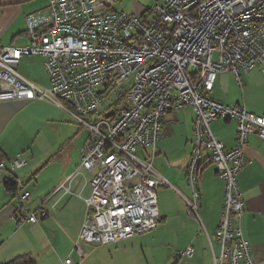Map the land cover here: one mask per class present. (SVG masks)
<instances>
[{"label":"built area","instance_id":"built-area-1","mask_svg":"<svg viewBox=\"0 0 264 264\" xmlns=\"http://www.w3.org/2000/svg\"><path fill=\"white\" fill-rule=\"evenodd\" d=\"M114 2L49 0L27 14L29 44L0 45V101L46 100L89 128L79 166L57 190L83 201L79 237L100 245L157 227L156 190L169 185L153 166L163 115L190 106L192 150L185 177L191 197H183L185 206L197 216L199 174L214 164L223 182L222 215L214 233L203 229L213 264H255L240 227L245 208L236 177L248 134L264 140V114L207 94L220 71L233 72L239 83L240 74L256 66L264 73V0H164L139 16L114 9ZM31 55L43 57L49 86L18 71L21 57ZM217 118L236 121L230 149L211 131ZM26 164L21 153L0 160V178H14ZM82 175L88 176L87 195L71 188ZM15 184L11 219L36 223L38 213L47 212L42 206L30 211L25 181L17 178ZM178 253L191 256L193 249Z\"/></svg>","mask_w":264,"mask_h":264},{"label":"crops","instance_id":"crops-1","mask_svg":"<svg viewBox=\"0 0 264 264\" xmlns=\"http://www.w3.org/2000/svg\"><path fill=\"white\" fill-rule=\"evenodd\" d=\"M48 2L0 0V45H28L25 17L46 7ZM139 8L135 14L140 13ZM39 57L43 62L39 55L22 56L18 71L42 86L24 66L28 63L31 70L41 68ZM240 82L233 72L220 71L207 95L223 104L241 105L256 115L264 114V73L256 66L241 73ZM70 117L46 100L0 101V160H10L19 153L27 160L14 178L7 173L0 178V264L15 258L25 264H213L203 229L214 233L222 215L223 182L215 165H207L199 174L197 216L188 211L181 198L191 197L185 169L192 150L193 109L183 106L163 115L153 166L169 185L157 189V227L107 245L80 239L86 215L83 201L57 190L79 166L82 147L89 136L88 133L85 137L81 125ZM210 128L226 149L234 146L235 120L217 118ZM243 153V165L236 177L245 208L240 227L249 243L251 258L255 264H264V140L249 133ZM8 177L25 181L30 191L26 201L30 211L38 213L42 206L47 212L45 216L38 213L36 223L17 225L11 219L16 200L4 183ZM87 177L82 175L70 182L72 190L81 189L87 195ZM187 246L192 247V255H180L179 250Z\"/></svg>","mask_w":264,"mask_h":264},{"label":"rangeland","instance_id":"rangeland-1","mask_svg":"<svg viewBox=\"0 0 264 264\" xmlns=\"http://www.w3.org/2000/svg\"><path fill=\"white\" fill-rule=\"evenodd\" d=\"M163 1L164 0H115L113 7H114V9H116L118 11H121V12H124L127 14H134V15H136L135 10L138 7H140V8H142V10L140 11V13H138V16H139L142 12L146 11L145 9H150L153 5H156V4H162ZM24 42H26V40H23V43ZM25 44H27V42ZM39 61H41V64L43 65L41 58ZM43 61H44V59H43ZM24 66L30 70L29 73H30L31 77L36 78L38 83H40L44 87L49 86V80L47 77V73L44 71L43 66L39 69H32V70H31L28 63H24ZM173 112H176V111H173ZM167 117H169V115H166V118ZM73 120L76 124H78L74 118H73ZM80 128H81V133L86 137L89 133V128L84 126V125H81ZM182 130H183L182 127L179 128V132H182ZM147 151H149V149ZM140 152L141 151H138L136 154L139 155ZM156 194H157V190H156ZM183 197H185V196L181 195L182 199H183Z\"/></svg>","mask_w":264,"mask_h":264},{"label":"trees","instance_id":"trees-1","mask_svg":"<svg viewBox=\"0 0 264 264\" xmlns=\"http://www.w3.org/2000/svg\"><path fill=\"white\" fill-rule=\"evenodd\" d=\"M147 13H148V9H146L144 15ZM4 183L7 187V189L12 191V193H13L14 189H15V185H16L14 179H12L11 181L6 180V181H4ZM25 263L26 262L21 260L20 258H15V259H12V260L5 262L3 264H25Z\"/></svg>","mask_w":264,"mask_h":264},{"label":"water","instance_id":"water-1","mask_svg":"<svg viewBox=\"0 0 264 264\" xmlns=\"http://www.w3.org/2000/svg\"><path fill=\"white\" fill-rule=\"evenodd\" d=\"M111 114H112V112L107 113L106 117L110 116ZM8 180L11 181L12 178L11 177H8Z\"/></svg>","mask_w":264,"mask_h":264}]
</instances>
